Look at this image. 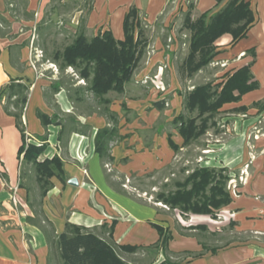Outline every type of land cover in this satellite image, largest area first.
I'll return each mask as SVG.
<instances>
[{
    "label": "crops",
    "instance_id": "0c3cea01",
    "mask_svg": "<svg viewBox=\"0 0 264 264\" xmlns=\"http://www.w3.org/2000/svg\"><path fill=\"white\" fill-rule=\"evenodd\" d=\"M247 1L254 12L255 21L246 36L234 45L230 44L229 33L217 38L215 44L220 52L214 58L220 64L224 63L214 73L217 79L227 71L250 63L253 79L259 82L258 88L243 94L239 101L226 103L222 107L231 109L239 105L249 106L245 112H236L245 117V134L249 126L255 125L256 118L264 117V107L258 110L257 107L250 106L255 101L264 103V0ZM190 3L191 16L195 18L206 10L216 11L224 2L216 4V0H21L12 8L11 1L0 0V264H51L53 261L54 264H61L49 244V234L52 230L55 233L61 232L68 221L86 227L93 226L101 230L100 235L105 237L108 233L101 225L105 223L109 227L113 219H116V222L111 239L116 244L142 246L135 252H122L123 258L126 254L142 252L147 254L148 263L152 264L159 263L165 257L175 261L174 264H264V242L256 245L246 241L227 246L209 245L195 234L179 231L170 225V222L161 221L165 218L158 217L163 215L158 209H162L141 205L129 199L121 189L115 188L105 180L100 165L102 161L96 152L90 157L87 165L88 171L94 177V182L89 184L93 190L84 180L85 166L81 168L65 162L64 159L69 155L73 156L75 150L79 151L86 143L85 140L94 146L96 131L109 125V122L90 107L86 111L76 107L80 109L77 113L69 110L72 109L70 101L76 102L75 97L73 98L76 88H68L66 92L62 85L57 93L51 92L48 86L57 80V73L41 67L40 63L51 60L48 58V44L52 45L56 36H62L67 44L81 30L88 37L110 30L115 38L122 39L123 17L128 9L134 6L145 25L149 43L155 32L156 37L152 41L159 49L149 58L143 71L139 72V75L143 76L152 69L155 71L161 62L167 63L169 68V53L166 54L165 61L164 50L162 53L160 50L168 46L166 35L162 33L160 36L158 33L168 31L167 38L174 37L173 31L182 28L183 17ZM251 49L253 53L250 52ZM37 51H41L42 58L34 56ZM169 70L170 84L172 83V88L178 95L179 81L175 78L174 69L170 67ZM12 79L29 86L22 113L24 133L31 135V141L41 140L40 136L44 135L48 146L41 158L57 154L67 179L74 176L79 181V184L74 186L67 181L63 184L56 177H52V187L42 200L39 198L37 205L29 200L28 187L21 182L22 158L21 154H18L22 142L21 132L15 124L14 116L4 108V93ZM77 87L79 92L76 99L83 101L80 92L82 87ZM124 97V93L110 97V109L118 114L119 133L123 137L110 143L109 153L112 160H104V163H113L114 167L126 173L164 168L176 153L168 143V133H171V139L179 145L182 142L181 136L173 124L171 127L174 131L162 132L161 129H154V137H149L145 143L144 137L129 134L138 128L137 121L142 119L143 115L139 101L127 98L123 101ZM175 98L177 102V96ZM144 100L145 104L152 108V114L159 115L166 110L165 108L161 111L153 107L152 102L160 99H155L150 94ZM122 102L126 103L128 109L136 110V117L129 118L120 114ZM37 110L49 115L56 112L61 124L43 126L36 115ZM121 120L123 122L120 123ZM126 124L133 125V128L120 131V127ZM114 142L117 143L113 144ZM254 142L257 145L254 150L249 149L245 141L242 146L230 145L227 148L226 160L231 163L236 159L239 165L245 163L247 171L245 182L239 186V194L232 197V201L225 206L222 216L226 220L232 219L231 224L234 226L240 225L239 230L258 228L264 235V133ZM22 173L24 174V170ZM37 188L39 189L38 184ZM12 195L16 197V205L12 202ZM43 215L51 222V226L43 220ZM191 218L197 220L196 223L185 225L181 219V226L188 230H197L189 227L204 224L202 221L217 223L210 215L191 214ZM153 222L167 227L172 235L165 251L150 246L159 238L156 228L151 224ZM204 231H209L208 226ZM198 252L202 253L196 255ZM127 261L131 264L137 263Z\"/></svg>",
    "mask_w": 264,
    "mask_h": 264
},
{
    "label": "trees",
    "instance_id": "16d2710c",
    "mask_svg": "<svg viewBox=\"0 0 264 264\" xmlns=\"http://www.w3.org/2000/svg\"><path fill=\"white\" fill-rule=\"evenodd\" d=\"M222 2L224 3L216 11L206 10L195 18L191 16L192 4L188 5L182 22V29L190 33L188 51L182 61L183 75L191 77L213 61L220 52L215 41L222 34L229 33L230 44L234 45L246 36L255 21L254 12L247 0H216V4ZM148 43L145 25L139 18L136 7L131 6L123 17L122 39L115 38L110 30L98 32L90 37L81 30L69 43L50 55V59L61 71L72 67L80 78L86 81L85 89L93 94L99 107L95 112L103 115L109 122V125L99 128L94 136V152L99 155L102 163L104 160H112L109 153L110 143L123 137L119 133L118 114L110 109L112 99L108 94L125 92V84L132 79ZM250 52L253 53V49ZM61 86L62 82L56 80L48 87L52 93H57ZM258 87L259 82L253 79L248 63L225 72L218 82L196 84L184 93L178 90V95L182 97V110L172 118L171 123L181 136L182 142L180 145L176 144L169 132V145L175 152L188 146L215 125V116L223 109L224 104L237 102L243 94ZM28 90V84L12 79L4 93V108L14 116L15 124L21 132L22 142L18 149V154H23L21 165L31 166L42 200L52 187L51 178L56 177L65 184L67 175L58 155L41 158L47 147L44 135L40 136L41 140L25 142L22 113ZM75 91L79 92L78 87ZM152 106L161 111L166 108L164 99L153 101ZM250 106L261 110L264 103L255 101ZM121 107L129 111L124 102ZM248 108L249 106L239 105L231 109L234 112H245ZM36 115L43 126L61 124L56 112L49 115L37 110ZM230 179L231 174L226 166L196 165L183 177L175 179L173 188L156 192L154 201L161 202L170 210H178L182 216L199 214L215 218L216 213L232 201L227 185ZM43 217L51 226V222L44 215ZM115 222L116 219H113L109 227L105 223L101 225L108 233V238H105L86 226L66 221L61 232H50V247L61 264H131L123 258L122 252H135L142 246L116 244L111 239ZM151 224L156 228L159 238L150 246L165 251L168 241L172 238L171 233L159 223ZM189 228L207 230L205 224ZM212 251L214 252L215 248ZM174 263L175 261L165 257L157 264Z\"/></svg>",
    "mask_w": 264,
    "mask_h": 264
},
{
    "label": "rangeland",
    "instance_id": "374dc122",
    "mask_svg": "<svg viewBox=\"0 0 264 264\" xmlns=\"http://www.w3.org/2000/svg\"><path fill=\"white\" fill-rule=\"evenodd\" d=\"M7 1H11L12 8H14V4L21 0ZM159 32L160 33L158 34H160V36H162L163 34L166 35L165 40H167L168 46H164V49L160 50L161 53L162 50H164L163 59L165 61L167 58L166 54L169 53V68L167 67V63L165 64L161 62L157 65L155 71L154 69H152L149 73L143 76L139 75V72L141 70L143 71L144 66L149 62V58L159 50L155 46V43H153L152 41L156 37L155 32H153L151 43H149L146 47V52L140 60L132 79L125 84V97L123 98V101H125V99L127 98L139 101V103L141 104V114L143 115L142 119H145V121L139 119L137 121L139 123L137 124L138 128H136L134 132H130L129 134L133 133L134 135H138V137H144V143L145 141L149 140V137L150 139L151 137H154V129H161L162 132H166L168 130L174 131L171 127L172 123L169 124V121L173 118V116H175V114L178 113V111L182 110V97L175 94V91L172 88V83L170 84L171 80H169L168 77V71H170V67L171 69H174L176 73L175 78L177 79V81H179V87L177 89L181 90L182 93H184L187 89H191L192 85L204 83L207 81H219V79L214 76V73L217 69L220 68L221 64L215 59H213V61H211L206 67H204L203 69L198 71L197 74L195 73L191 77L182 74V61L188 51L190 35L188 30L176 28L172 34L174 35V37L171 35V38H167L168 31ZM66 42L67 41L62 39V36H56V38L54 39V43H52V45L48 44L47 49L50 53L49 55H51L53 51L61 49ZM45 56L48 57V55ZM40 63L41 67L50 71L54 70L57 73V80H60L62 82V85L65 88L66 92L68 88L74 89L77 86L82 87V91L80 92L83 101H80V99L78 98L77 100V93H73L74 90L72 91L73 98L75 97L76 102L70 101L72 109L69 108V110L71 112L77 113L78 110H80L77 109L79 107L83 108L85 111L86 109L88 110V107H90V109L94 111H96V109L97 111L99 110L96 98H94L91 92L85 89L86 81L80 78L74 68L67 67L66 69L61 71L59 69V66L56 63H53V61L51 60L42 61ZM177 73L179 74V78ZM78 83H80V85ZM149 94L152 95V97H155V99H164L166 110L161 112L159 115L155 113L152 114V108L149 105H146V101L144 100L148 97ZM119 95L121 96L123 94L110 92V95H108V97H117ZM175 96H177V102L175 101ZM129 109L130 111L127 112L120 106V114H123L125 117L129 118L136 117V110L131 108ZM244 119L245 117L242 113H236L232 109H222L215 116V125L211 126L197 140L193 141L188 146L180 148L179 151L174 153L171 157V160L164 168L147 169L143 172L136 170L131 171L130 173H126L125 171L114 167L113 163H100L105 180L107 182L109 181V183L115 188L121 189V191H123L126 194L125 196L129 199L141 205H151L159 207L162 210L158 209V211H161V213L163 212V215H159L158 217L165 218L161 221L170 222L169 224H172L173 227L175 226V228L179 231L195 234L197 238L203 240L209 245L227 246L231 244H237L239 242L242 243L244 241L248 243L251 242V244L255 245L263 243L264 235H262V231H260L258 228L239 230L240 225L234 226L233 224H231V221H233L232 219H224V217L222 216V212L224 211V208H226L225 206L216 213V216L214 218V220L217 222L216 224H210L205 221L201 222L208 226L210 232L215 231L214 234L213 232L210 233L209 231H202L199 229L188 230V228L182 227V223L180 224V221L182 220L185 225L188 223H196L197 220L192 219L191 214L186 218L185 216L181 217V214L178 210H170L161 202L154 201L156 192L173 188V181L175 179L183 177L196 165L218 167L226 166L231 174V179L227 184L231 192V196L235 197L236 195H238L239 186L241 185V183L245 182V172L247 171V165L245 163H241L239 165L236 159L234 160L235 162L233 161L234 163H230V160L227 161V148H229L230 145H232V147H235L237 145L242 146V143L245 141L247 143V146H249V149L254 150L257 148V145L254 142L255 139H257L262 133H264V117L259 116L258 118H256L255 125L251 127L249 126L246 130V134L244 131ZM121 122H123V120H121L120 123ZM149 127H153V129H150ZM132 128L133 125L126 124L120 127V131L122 130L124 132ZM85 141L86 143L81 149H79V151L75 150L73 156L69 155L68 157H64V159L65 162L69 164L77 165L81 168L82 166H85L86 169H84L83 171L84 180L90 187V189L93 190L94 188L89 184H92L94 182V177L88 171L87 165L90 157L94 156L95 154L94 146L90 142L88 143V140ZM116 143L117 142H114L113 144ZM22 170H24V174H22L23 176L21 175V182H23L24 185L28 187L27 192L29 200L35 202V204L37 205L40 196L39 189L37 188V183L34 179L35 173L30 165L25 167L21 165V171ZM68 215H70V211H68ZM88 228L92 229L98 234H102L101 230H98L93 226ZM105 238H108L107 235H105ZM126 256H124L125 259L130 260L133 263L134 261H136V264H138V262L144 264L149 262V258H146L147 254H143L142 252L140 254H126ZM51 264H54V261L51 262Z\"/></svg>",
    "mask_w": 264,
    "mask_h": 264
},
{
    "label": "built area",
    "instance_id": "2783aa9c",
    "mask_svg": "<svg viewBox=\"0 0 264 264\" xmlns=\"http://www.w3.org/2000/svg\"><path fill=\"white\" fill-rule=\"evenodd\" d=\"M34 56L39 59V58H42L43 55H42L41 51H39V52L37 51V52H35ZM35 60H37V59H35ZM33 63H34V61H33ZM221 64L224 65V63H221ZM0 100H1V97H0ZM25 134H26V143L31 142V136L28 133H25ZM22 155L23 154L20 155L21 156L20 158H22ZM13 191H15V189ZM11 199H12L13 204L16 205V203H17L16 197L14 195H12Z\"/></svg>",
    "mask_w": 264,
    "mask_h": 264
},
{
    "label": "water",
    "instance_id": "95a60500",
    "mask_svg": "<svg viewBox=\"0 0 264 264\" xmlns=\"http://www.w3.org/2000/svg\"><path fill=\"white\" fill-rule=\"evenodd\" d=\"M67 183L70 185L77 186L79 184V181L76 177L72 176L67 179Z\"/></svg>",
    "mask_w": 264,
    "mask_h": 264
}]
</instances>
